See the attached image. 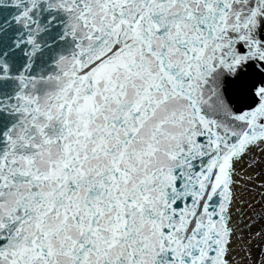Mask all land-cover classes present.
<instances>
[{"label": "snow or ice", "instance_id": "obj_1", "mask_svg": "<svg viewBox=\"0 0 264 264\" xmlns=\"http://www.w3.org/2000/svg\"><path fill=\"white\" fill-rule=\"evenodd\" d=\"M0 264H264V0H0Z\"/></svg>", "mask_w": 264, "mask_h": 264}]
</instances>
